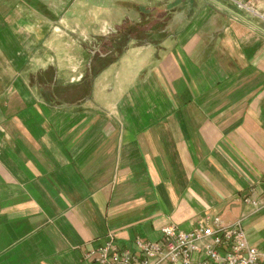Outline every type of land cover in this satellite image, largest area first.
<instances>
[{"label":"crops","instance_id":"obj_1","mask_svg":"<svg viewBox=\"0 0 264 264\" xmlns=\"http://www.w3.org/2000/svg\"><path fill=\"white\" fill-rule=\"evenodd\" d=\"M158 11L91 76L98 36ZM215 217L264 252V0H0V264Z\"/></svg>","mask_w":264,"mask_h":264},{"label":"built area","instance_id":"obj_2","mask_svg":"<svg viewBox=\"0 0 264 264\" xmlns=\"http://www.w3.org/2000/svg\"><path fill=\"white\" fill-rule=\"evenodd\" d=\"M109 33V31H107ZM243 201L256 209L261 204L250 196ZM243 217L222 223L215 217L211 223L199 222L185 230L175 224L163 225L155 240L134 239V247L117 244L113 234L86 257L97 264H264V252L246 238Z\"/></svg>","mask_w":264,"mask_h":264},{"label":"trees","instance_id":"obj_3","mask_svg":"<svg viewBox=\"0 0 264 264\" xmlns=\"http://www.w3.org/2000/svg\"><path fill=\"white\" fill-rule=\"evenodd\" d=\"M150 9H141L143 13L148 12ZM162 15L164 17V21L161 23H156V26H151L150 27V19H141L142 21L135 23V24H128L127 23H122L119 25L117 28L116 33L112 34L111 38H104V42L102 44V48L100 51L95 55L94 59L99 61L97 66L91 67V76H95L98 71L103 69L104 67L107 66V64L113 62L124 50V48L127 45V42L130 39H135L139 43L142 42H157L156 40L158 38H155L154 35L152 34V31L155 29L161 28L163 24H165V20H167V15L162 13H158V17ZM162 37L163 35L160 33L159 35ZM157 37V36H156ZM159 37V38H160ZM155 38V39H154ZM114 51V52H113ZM109 52V53H108ZM111 52V53H110ZM100 53H106L104 57L101 58Z\"/></svg>","mask_w":264,"mask_h":264},{"label":"rangeland","instance_id":"obj_4","mask_svg":"<svg viewBox=\"0 0 264 264\" xmlns=\"http://www.w3.org/2000/svg\"><path fill=\"white\" fill-rule=\"evenodd\" d=\"M158 13L159 14H162L163 13V11H158L157 12V14L156 15H152L151 17H149V19H150V22H151V24H150V27L152 26H156L158 23H161L162 21H164V17H162V15H160L159 17L157 16L158 15ZM165 22H166V20H165ZM157 23V24H156ZM128 24H135V22H128ZM164 25L165 24H163V26H161V28H158L157 27V29H155L154 31H152V34L153 33H155V32H157L158 30H162V28H164ZM116 33V32H115ZM112 34H114V32L112 33ZM154 35V34H153ZM111 34H107V35H105V36H98L97 37V47H96V50H93L94 52H96V51H100V49L102 48V44H103V42H104V38L106 37V38H108V39H110L111 38ZM157 35L155 34L154 35V37H156ZM114 52V51H113ZM111 53V52H110ZM103 54L104 53H101V56H103Z\"/></svg>","mask_w":264,"mask_h":264}]
</instances>
